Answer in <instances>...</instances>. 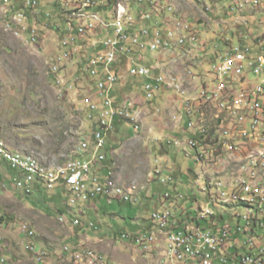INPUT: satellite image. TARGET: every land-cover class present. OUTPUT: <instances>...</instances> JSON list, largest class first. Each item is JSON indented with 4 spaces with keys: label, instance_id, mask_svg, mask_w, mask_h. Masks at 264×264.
<instances>
[{
    "label": "rangeland",
    "instance_id": "obj_1",
    "mask_svg": "<svg viewBox=\"0 0 264 264\" xmlns=\"http://www.w3.org/2000/svg\"><path fill=\"white\" fill-rule=\"evenodd\" d=\"M59 1L52 2L54 6L50 3L45 10L42 8L43 12L39 14L40 16L27 11L26 15L29 17L26 22L28 20L29 30L35 28L37 31L38 38L35 44L28 42L27 33L17 38L5 30L7 23H13L22 5L16 1L8 7L9 4L0 1V81L3 89V94L0 96V138L13 150L24 154H34L41 161L50 162L52 165L63 164L71 158H91L86 155L88 153H80L78 150L81 141L89 139L93 130V125L87 120L80 100L83 95H95L94 82L87 76L85 60L92 54L89 49L92 41L100 39L96 36L100 33L99 28L95 35L89 33L81 38V49L69 52V59L60 69L61 75H64L70 84L74 83L80 94L77 95L71 91L66 97L60 96L57 85L52 81L54 77L51 68L59 65L57 56L61 51L60 40L64 36L65 26L74 20L72 17L74 8L68 3L69 0ZM228 1L161 0L160 5L166 10L164 17L189 21L194 27L198 41L194 47L189 43L185 50L170 51L175 53L174 58L167 57L166 64L159 66L157 72H163L168 77L180 78L185 81L186 87L194 89L208 78L209 62L213 57L211 52L217 43V40L213 39L214 35L219 40H226L229 32L238 33L248 30H252L253 34L258 32L255 31L258 29L256 24L264 18V12L261 11L264 3L258 5V8H255L257 10L238 13L235 17L240 20H237L236 24L234 19L226 22L225 8L227 6L224 3ZM168 9H171V12ZM154 11L151 9V12L154 13ZM44 12L49 13L50 16L44 18ZM247 17L250 19L254 17V19L251 21L248 19L249 22L242 20ZM79 25L78 22V27ZM261 34L264 33L260 32ZM257 37L258 35L254 36L255 44H257ZM234 43L239 44V41L236 40ZM121 60L122 58L115 68L119 80L112 95L116 99L117 107H122L127 100L134 104L132 110L139 109L142 112L139 122L140 130L134 131L133 124L128 118L117 122L108 137V148L105 151L107 158L103 168L104 170L106 167L109 168L108 171L112 172L110 174H113V180L116 185L118 184L117 186L138 187L136 189L138 202L133 205L118 202L109 205L102 201V204L98 206L99 211H89L88 214H84L83 205L75 209L68 208L69 197L62 188L59 192L42 190L36 192L35 196L24 197L11 182L14 171L1 166L0 264H37L28 248L29 245L34 244L29 243L25 248V244L29 242L22 232L25 225L35 232L32 242H36L42 250L47 252V257L46 253L44 256V264H73L71 254H64L61 248L68 245L73 253L80 251L81 247L76 244L77 233H84L86 230L84 227L79 232L58 220L60 216L70 214L71 217H79L82 224L86 225L88 236L93 241L94 239L97 241L95 244H85L82 248L99 253L107 264H154L158 261V257L152 259L144 256L140 246L138 249L118 238V234L122 232L150 230L148 227L151 224L150 218L156 210H160L156 204H151L153 195L161 201L164 193L170 192L176 220L180 218L178 214L181 209L194 210L197 202L215 211L210 198L211 193L218 188L216 181H221L227 186L229 179L234 177L232 168L234 167L235 172L237 171L240 165L238 161L242 160L243 156L238 155V158L229 159L228 162L226 160L225 165L220 164L219 170L227 168V172L217 173L216 176L214 166L204 164L198 167L193 164V159L197 161V152H189V155L184 156L175 148L168 147L166 142L164 144L163 141L171 138L174 140V136L177 137L182 132H177L178 118L181 114L178 97L173 96L172 92H166L156 98V102H146L141 97L142 91L139 90L137 82L133 78H128L126 62ZM149 60L151 58L147 55L148 66L156 65ZM123 83L125 86H122ZM93 102L99 101L90 97L83 99L85 106H90ZM242 114L245 113L241 112L237 116ZM226 119L228 115L224 114L223 120ZM217 121L211 129L215 126L220 132L210 129L209 138L212 140H220L224 134L222 127L216 125ZM178 138L183 139V137ZM226 146L220 145V158H228ZM203 156L205 158L197 162L209 163V156L204 153ZM163 159L166 164L162 162ZM157 161L159 164L156 163ZM157 165L161 167L165 175L170 174L174 177L175 184L162 185L158 182L156 174H154L156 180H151ZM207 192L209 197L205 196ZM223 208V205L217 204L218 211L221 209V219L229 220L232 215L239 216L247 213L244 208H237L235 211ZM215 213L218 215L217 212ZM89 224H94L99 229L89 228ZM141 225L145 229L140 228ZM110 232L111 235L108 236L107 233ZM141 249L146 251L144 248ZM4 258L6 263L2 262ZM161 264L170 263L164 256Z\"/></svg>",
    "mask_w": 264,
    "mask_h": 264
},
{
    "label": "built area",
    "instance_id": "obj_2",
    "mask_svg": "<svg viewBox=\"0 0 264 264\" xmlns=\"http://www.w3.org/2000/svg\"><path fill=\"white\" fill-rule=\"evenodd\" d=\"M9 1V0H7ZM23 7H36L37 0H32L31 6H24V0H19ZM237 1V0H231ZM141 10L133 12V0L127 8H114V0H85L79 3L83 5V11H97L109 15V35L111 43L100 41L102 49L87 64V73L96 80L100 91L109 92V103H101L99 116L103 122L102 132L104 142L98 149V155L93 161L65 162L67 170L66 187L72 195V203H84V196H91V200L104 197L109 203L118 200L125 203L133 202L129 188L116 189V182L111 178L103 180L100 169H93V164H101L105 159L101 153L105 147L106 136L113 126L115 118H128L135 124V130L140 129L139 119L142 112L139 109L132 110L134 104L125 101L118 108L111 93L116 86L118 75L113 72L112 66L117 62L119 55L139 53L140 61L146 60L143 52L155 55L164 52V44H167V36H174L173 49H184L190 43L194 47L198 38L194 27L187 20H172L164 17L166 10L160 5L161 0H136ZM247 2V3H246ZM264 0H244L243 4L232 7V11L242 10L243 7L255 9ZM161 8V9H160ZM154 9V13L151 12ZM171 12V9H168ZM26 19H19L18 26L25 30ZM166 19V20H165ZM166 23V26H165ZM263 27V19L257 23ZM96 29L93 25L85 24V27L68 28V35L61 40L64 57H69L70 50L76 44L77 39L92 33ZM264 31V30H263ZM260 35V33L256 34ZM252 40L254 41V36ZM33 41L35 37L33 36ZM97 44H95L96 46ZM226 46H215L212 53V61L209 62L208 78L194 89L183 83H176V78L167 77L163 73L154 74V70H146V65L135 64L130 68L129 75L134 78H142V91L146 101H152L163 91H172L180 101L181 115L179 123L186 124L187 137L185 142L175 140L174 145L183 147L182 153L186 156L189 152H204L209 156V163H198L214 166V174L217 176L219 165L226 160L238 158L255 151V144L264 145V43L249 45L240 41L239 44L226 41ZM60 69H53L59 71ZM224 102H231V109H224ZM240 103H249V112L242 116H235V109ZM87 109L89 106H86ZM224 114H231L230 123H225V132L220 140L209 138V131L217 121L223 119ZM252 131H263V139H253ZM200 136H203L200 139ZM85 142L81 144L84 145ZM220 145L229 148L228 158L219 157ZM12 169L16 172H25V179H15L16 188L24 192H33L36 188L33 181L29 180L27 163L15 165L11 159ZM260 162V171H253V164L249 170H238L234 177L229 179L226 185H233V192H225V185L216 188L211 193V199L216 195L242 196L243 198L264 200V154ZM39 169V167H38ZM45 171V170H44ZM173 182L171 176L163 178V185ZM102 184V196H94V185ZM206 208L197 202L194 210H184L180 221L173 222L172 213H167L160 228H175L177 237L166 239L165 242L172 245V258L178 256V242L188 241L186 236V224H197V237L195 245H192L194 262L204 264V260H212L213 264H264V220H256L255 214L239 215L238 223H229L228 219H220L218 224L201 225L202 210ZM154 216V214H153ZM152 216V222H153ZM77 226L79 220H74ZM30 237L33 236L28 228L24 227ZM124 239H130L129 235H123ZM134 244H144L149 240V233H140L132 238ZM68 250V248L66 249ZM85 255V253H79ZM78 258V257H77ZM6 263V259H4ZM89 264H107L103 257L89 259ZM171 264V261H170Z\"/></svg>",
    "mask_w": 264,
    "mask_h": 264
},
{
    "label": "bare ground",
    "instance_id": "obj_3",
    "mask_svg": "<svg viewBox=\"0 0 264 264\" xmlns=\"http://www.w3.org/2000/svg\"><path fill=\"white\" fill-rule=\"evenodd\" d=\"M1 1V0H0ZM7 4L9 1L3 0ZM262 4V3H260ZM32 0H24V6H31ZM131 6V0H114V8H127ZM9 7V6H8ZM78 9L74 13V16L77 17L79 20V27H85V24H90L95 27V29L103 28L104 30L109 31V15L102 12L97 11H83V5H78ZM25 9H31L33 7H24ZM10 10V9H9ZM7 13V11H6ZM18 13V12H17ZM72 13V14H73ZM16 14V13H15ZM32 14V13H31ZM29 15V14H28ZM29 17V16H28ZM73 17V16H72ZM26 16L23 13H20L16 16L15 20L17 22V25L19 24V19H25ZM30 21V20H29ZM69 22V21H68ZM67 22V23H68ZM264 25V23H263ZM71 25L69 28H72ZM10 28V27H8ZM106 31V32H107ZM21 33L20 31H16L15 35L19 36ZM103 43H111V36H107L102 40ZM264 38H260L257 40V44H263ZM61 45V44H60ZM171 45H174V36H167V44H164V52H170L171 51ZM62 47V45H61ZM63 49V47H62ZM63 55V52H62ZM68 57H64V59H67ZM53 69H60L59 65H55ZM146 70H153L152 68H149L146 66ZM54 73L58 71H53ZM58 84H63L64 81L60 79L57 81ZM176 83H183V80L180 78H176ZM105 97V98H103ZM103 98V99H102ZM100 100L101 103H109V92L108 91H100ZM89 106V105H88ZM91 115H97V128L93 133L94 136V155L95 157L98 155V149L101 147L102 142H104V133L102 132L103 129V122L101 120V117L99 116V110L100 109V101L98 103H92L88 107ZM224 109H231V102H224ZM245 113L247 114L249 112V103H240L238 109H235V116H237L239 113ZM228 119L223 120L220 119L217 122V126H221L222 130L225 132V123H230L231 121V114H227ZM221 129V128H220ZM211 130H217L218 127H215ZM220 132V131H218ZM252 138L253 139H263V131H252ZM90 149V145L88 142H85L83 146H81L82 151H88ZM225 151L229 154V148L228 146L225 147ZM204 152H197V161L199 162L201 159L203 160L205 157L203 156ZM264 154V145L263 144H255V151H250L249 153H246L243 156V159L238 161L240 164L238 170H249V168L253 164V171H260V162H257L258 159H263ZM0 157L4 161H6L10 167L12 168V162L11 159H14L15 165H23L24 163H27V170H28V177L30 181H33V185H43V187L49 191L55 189L57 185L64 184L66 186L67 184V170H65V163L62 165H51L48 163H41L40 160L34 156H25L19 153H13L6 144L0 140ZM83 159L81 158H71L69 159V162H82ZM68 162V161H66ZM228 162V160H227ZM58 164V163H57ZM222 165H225L222 164ZM39 167V169H38ZM233 167V166H232ZM45 170V171H44ZM232 171L235 172L234 167L232 168ZM227 172V168H222L220 170H217L218 174H224ZM20 175L16 179H25V172H17ZM160 173V172H158ZM111 175V174H110ZM161 184H163V178L160 179ZM118 185V184H117ZM116 189H123L121 186H117ZM221 181H216V186L218 188L224 186ZM135 186V185H134ZM138 188V187H137ZM136 186L130 188V195L133 196V202L137 200V191ZM225 192H233V185H227L225 186ZM28 194L32 192H26ZM103 194V187L102 184H95L94 185V196H102ZM206 197H209V193L207 192L205 194ZM166 198H170L169 194H166ZM91 200V196H84V203ZM210 200L213 202L215 211L211 210L210 208H204L202 210V218L201 221L204 219H208L211 216H216L220 214L221 209L218 211L217 204H221L224 206L223 209H232L235 211L237 208H244L246 209L247 213L246 215L255 214L256 220H264V200L263 199H253V198H243L242 196H231L228 198L227 195H216L213 197V199L210 198ZM72 203V202H71ZM77 204V203H72ZM167 213H172L169 208H165L163 211H158L154 213L153 216V223L155 225H160L162 223V220L165 218ZM224 213V212H222ZM233 213V211H232ZM236 215V214H235ZM233 216V215H232ZM219 217V216H218ZM236 217L237 221L239 222V216H233ZM232 217V219H233ZM61 222H66V219L64 217L60 218ZM208 221V220H207ZM231 221V220H230ZM215 222V221H213ZM237 222V223H238ZM212 223V222H211ZM230 223V222H229ZM236 223V222H235ZM213 224V223H212ZM72 226H77L75 222L71 223ZM162 233L165 234L166 239H172L177 237V230L175 228H160L158 229ZM33 236L34 233L32 232ZM156 234L155 233H149V240H156ZM186 236L188 241L184 242H178L177 244V254L178 256H184V257H178V258H172V245L170 243L166 242L167 250L164 252V256L167 258V262L173 263V264H197V262H194V255L192 252V245H195V240L197 237V226L195 224H186ZM156 241H148L144 244H135L136 246H140L141 248H144L146 251L150 250L153 246L156 245ZM151 246V247H148ZM29 251L35 254L37 262L39 264L44 263V256L45 252L41 251L39 248H37L35 245H29ZM159 248V247H158ZM143 250V249H142ZM85 255H80L79 253L76 254L75 257V263L76 264H89V259H95L100 257L98 254H96L93 251H86L84 252ZM67 256V255H66ZM78 257V258H77ZM4 263V260L2 261ZM204 264H213L212 260H204Z\"/></svg>",
    "mask_w": 264,
    "mask_h": 264
},
{
    "label": "clouds",
    "instance_id": "obj_4",
    "mask_svg": "<svg viewBox=\"0 0 264 264\" xmlns=\"http://www.w3.org/2000/svg\"><path fill=\"white\" fill-rule=\"evenodd\" d=\"M2 2H4L3 0H1ZM19 2L21 5H22V9L21 10H19V12H18V14H20V13H23L25 16H26V18L28 19V17H27V15H26V13H27V11H31V13H34L37 9H39L40 8V0H37L38 1V5L36 6V7H34V8H31V9H25L24 7H23V4L21 3V1H19V0H9V7H11L12 5H13V2ZM59 0H52V2H55V3H57ZM63 1V0H62ZM82 1H85V0H69L68 1V3L71 5V7L72 8H74V13L77 11V9H78V5H79V3L80 2H82ZM136 0H133V2H135ZM60 2V1H59ZM53 6H54V4L53 3H51ZM39 7V8H38ZM33 11V12H32ZM74 13H73V17H74V20L73 21H70V23H68L67 24V26H65V33H64V36H63V38L62 39H64V37L65 36H67L69 33H68V28L72 25L74 28H76L77 26H78V19H77V17L76 16H74ZM17 14V13H16ZM17 14V15H18ZM16 15V16H17ZM16 16H15V18H16ZM49 17L50 15H49V13H45V17ZM15 18H14V20H13V23H7V25H6V27H5V30L6 31H9V32H11L15 37H17V38H19V37H21L23 34H25V33H27L28 35H29V39H28V42H30V43H32V44H35L36 43V41H37V38H38V36H37V31H36V29L35 28H31V30H29V25H28V20H27V22H26V24H25V27H26V29L25 30H23V31H21V33H20V35L19 36H16L15 35V32L16 31H20V30H22L18 25H17V22H16V20H15ZM8 27H10V28H8ZM61 27H63V26H61ZM60 27V28H61ZM99 29V28H98ZM101 30H104V29H102V28H100V31ZM107 31V30H106ZM63 32H64V30H63ZM105 32V31H104ZM108 32V34L106 35V36H104V38L105 37H107L111 32L110 31H107ZM97 33V29L94 31V32H92V33H90V34H96ZM87 34H89V33H87ZM86 34V35H87ZM86 35H84V36H86ZM33 36L35 37V41H33ZM84 36H82V37H84ZM82 37H79L78 39H77V42H76V44L73 46V50L75 51V50H77L78 48H82ZM104 38H102V39H99V41H95V43H93L92 44V46L91 47H89V49L91 50H94L93 48L95 47V44H97L96 45V47L97 46H99V50L96 52V53H92L91 55H89L88 57H87V60H85V62H86V68H87V64L89 63V61L91 60V59H93L94 58V56L95 55H97L98 53H99V51L102 49V47H101V45L100 44H98L100 41H102ZM61 39V40H62ZM61 40H60V42H61ZM61 44V43H60ZM78 45V47H76ZM223 45V44H222ZM215 46H219L220 48H224V47H221V45L220 44H216ZM214 46V47H215ZM60 48H61V51H60V54L57 56L58 58V61H59V67H60V69H61V67H62V65H63V63L65 62V61H67L68 59H69V57L67 58V59H60L61 58V56H62V52H63V49H62V47H61V45L59 46ZM214 47H213V49H214ZM70 51H72V50H70ZM95 52V51H94ZM143 54V56H145V58H146V60H144V61H140V57H139V53H137L136 51L134 52V53H132V54H121V55H119V58H118V60H117V62L112 66V70H113V72H115L117 75H118V73H117V70H115V68H116V66H117V64H119V60L122 58L123 59V55H126V56H135V58L133 59V60H131V64H129V69L127 70V76H128V78H133V79H136L137 81V84L139 85V86H141V90H142V84H143V82H144V79H142V78H134V77H130V75H129V70H130V68L134 65V63L135 64H144V65H146V66H148L147 64H146V61H147V54H145L144 52L142 53ZM154 56V55H153ZM130 59H132V58H130ZM149 68H152V69H154V67L153 66H148ZM53 68V67H52ZM52 68H51V72H52V75H53V83L55 84V85H57V87H58V94L60 95V96H65L66 97V95L69 93V92H71V91H74L77 95L78 94H80V92H79V90L75 87V84L74 83H69L68 82V80L66 79V77L64 76V75H61V71L59 70L58 72H56V73H54L53 72V70H52ZM157 71V69H155L154 70V72H156ZM157 73H163V72H157ZM156 73V74H157ZM164 74V73H163ZM87 76H88V78L91 80V81H93L94 82V86H95V95L93 94L92 96H90V95H83L82 97H81V100H80V104L82 105V107H83V109L85 110V112H86V117H87V120L93 125V130L91 131V135H90V138L89 139H86V140H83V141H81V143H80V145H79V152L80 153H88V154H86V155H88V156H91V158L90 159H86V158H84V157H81V159H83V160H90V161H93L94 160V158H95V155H94V149H93V144H94V136H93V133H94V131L96 130V128H97V124H98V121H97V115H91L90 114V112L88 111V109H87V107L83 104V99L85 98V97H90L91 99H93V100H95V101H100V98H98V96H97V93H98V87H97V84H96V80L95 79H93V78H91L90 76H89V74L87 73ZM168 77V76H167ZM58 79H63L64 81H65V83H64V85L62 84V85H58L57 84V81H58ZM140 79H142V83H139V80ZM118 80H119V76H118V78H117V82H116V85H117V83H118ZM116 87V86H115ZM115 89V88H114ZM114 89H113V91H114ZM113 91H112V93H111V97H113ZM166 92H168V93H170V92H172V91H163L161 94H164V93H166ZM172 93H174V92H172ZM2 94H3V89H2V85H1V81H0V96H2ZM160 94V95H161ZM160 95H158L157 97H159ZM175 95V94H174ZM142 97H143V99H144V95H143V91H142ZM156 97V98H157ZM114 98V97H113ZM155 98V99H156ZM155 99H153L152 101H146L145 99V101L146 102H153ZM114 101L116 102V99H114ZM118 108H120V107H118ZM181 115V114H180ZM125 118V117H124ZM124 118H122V117H117V118H115V120H114V122H113V126H112V129L110 130V132L108 133V135L106 136V140H105V147L102 149V151H101V153L102 154H104V156H105V159L102 161V163L101 164H93V169H100V176H101V178L103 179V180H105L106 178H111L112 180H113V174L112 175H110V173H112V172H110V171H108V169L109 168H105V170H104V168H103V164H104V162H105V160H106V158H107V154H106V149L108 148L107 147V141H108V137H109V135L111 134V132L114 130V128H115V125L117 124V122L118 121H121V120H124ZM130 120V119H129ZM131 121V120H130ZM132 122V121H131ZM139 122H140V119H139ZM133 124V130L134 131H136V132H139V130H135V124L134 123H132ZM182 124L185 126V128H183L182 129V132L184 133V135H183V139H180V138H178V137H174V140H173V138H171V139H169V140H166L165 142H166V144H167V146L168 147H170V148H175L178 152H180V153H182V149H183V147H178V146H175L174 145V142H175V140H178L179 139V141H182L183 143L185 142V139H186V137H187V133H186V124H185V122L184 123H179V120H178V128L180 127L181 128V126H182ZM140 125V124H139ZM130 130V129H129ZM177 138V139H176ZM0 140L1 141H3L5 144H6V146L13 152V153H19V154H23V155H33V156H35L34 154H31V153H27V154H24V153H21V152H18V151H15V150H13L12 148H10L9 146H8V144L2 139V138H0ZM83 142H88L89 143V145H90V149L88 150V151H82L81 150V144L83 143ZM185 156V155H184ZM36 158H38L37 156H35ZM80 158V157H79ZM39 160H40V162L41 163H48V164H50V162H43V161H41V159L40 158H38ZM0 160L1 161H3V163H5V165H4V167H7L8 169H11L12 171H14L11 167H10V165L6 162V161H4L3 159H2V157H0ZM68 161V160H67ZM162 161V160H161ZM66 162V161H65ZM64 162V163H65ZM162 162H164V159H163V161ZM63 163V164H64ZM157 164H159V162L157 161L156 162ZM52 165V164H51ZM58 165H62V164H58ZM158 171H160V173H158ZM154 174H156V177H158V182H160V179L161 178H163V177H167V176H171L172 178H173V182H171V183H169V184H175V179H174V177L172 176V175H165L164 174V171L161 169V167H159V165H157V167L154 169V173H152V175H151V180H156L155 179V177H154ZM20 174L19 173H17L16 171H14V176H13V178H12V180H11V182L13 183V186L15 187V189L16 190H18L22 195H24V197H29V196H35L36 195V192L38 193V192H40V191H42V190H44V191H46V192H53V191H60L59 189H64V191L67 193V196L69 197V207L68 208H73V209H75V208H77L78 206H82V205H88V204H91V203H94V202H96L97 200H101V201H105L107 204H109V205H112V204H114L115 202H118V203H122V204H124L125 202H121V201H118V200H115V201H113V202H111V203H109L108 201H107V199H105L104 197H98V198H95V199H92V200H90V201H88V202H86V203H77V204H72L71 203V198H72V195H71V193L69 192V190L67 189V187L64 185V184H59V185H57V187L55 188V189H53V190H51V191H49V190H47V189H45L44 187H43V185H41V186H36V188H35V190L32 192V193H30V194H28V193H26V192H24V191H22V190H20V189H18V188H16V186H15V179L16 178H18V176H19ZM161 183V182H160ZM163 185V184H162ZM166 185H168V184H166ZM4 186H5V184H4ZM166 194H169L170 195V198H166ZM161 195V194H160ZM66 196V197H67ZM31 198V197H30ZM137 198V197H136ZM138 200L139 199H137L136 201H134V202H131V203H125V204H130V205H133V204H135V203H137L138 202ZM171 200H172V197H171V194H170V192H166V193H164V195L162 196V199H161V201H160V203H161V208H160V210L159 211H163L165 208H169L170 210H171V212H172V215H173V222L174 221H180L181 220V218L183 217V211L185 210V209H181L180 210V212H179V207H178V212H179V216H180V218L178 219V220H176L175 219V214H174V212H173V204H171ZM155 212H158V210H156ZM154 212V213H155ZM153 213V214H154ZM153 214H152V216H153ZM71 215V214H70ZM70 215H62V216H60L59 217V221H60V218L61 217H64L65 219H66V222L64 223V222H62V223H64L65 225H67V226H69L71 229H77L78 227H80V226H83V227H85L86 228V225L84 226L83 224H82V221L79 219V217H75V216H73V217H71ZM152 216H151V218H150V222H151V224H150V230L148 229V230H146V232H132V233H125V232H122V233H117L118 235H119V239H121V241H125V242H127V243H131L132 245H135L134 244V242H133V240H132V238L135 236V235H137V234H140V233H155L156 235H157V244L156 245H159L160 243V240H159V238L160 237H163L164 239H165V241H166V236H165V234L164 233H162L161 231H159L158 229H157V227L155 226V224L152 222ZM74 220H79L80 221V224L78 225V226H72L71 225V223L74 221ZM26 227H28V225H25ZM25 226H23V229H24V227ZM91 227H93L94 228V230H98L99 228L98 227H96L94 224H89V228H91ZM85 228H84V230H85ZM23 229H22V232H23V234L28 238V240H29V242H27L26 244H25V248H26V246H27V244H29V243H32V244H34L37 248H39L41 251H43V252H45L46 253V257H47V252L46 251H44V250H42L37 244H36V242H32V240L35 238V232L30 228V227H28V231H33L34 232V236H32V237H30L29 236V234L27 233V231L25 232V231H23ZM78 231V230H77ZM80 232V231H79ZM123 235H129L131 238L130 239H124L123 238ZM136 246V245H135ZM68 248V250H66ZM136 248H138L139 249V247L138 246H136ZM27 250V249H26ZM61 250H62V252L64 253V254H71V256H72V260H73V262H74V264H76L75 263V257H76V254H78V253H84V252H86V251H91V250H85V248L84 249H81L80 251H78V252H76V253H73L72 252V249L68 246V245H66V246H64L63 248H61ZM140 250H141V248H140ZM28 251V250H27ZM29 252V251H28ZM29 253H31L32 255H33V257H34V259H35V261H36V263L37 264H39L38 262H37V260H36V257H35V254H33L32 252H29ZM96 254H98L99 256H101V257H103L102 255H100L99 253H96ZM46 257H45V259H46ZM104 258V257H103ZM3 259V258H2ZM5 259V258H4ZM44 263H45V261H44ZM44 263H42V264H44Z\"/></svg>",
    "mask_w": 264,
    "mask_h": 264
},
{
    "label": "crops",
    "instance_id": "obj_5",
    "mask_svg": "<svg viewBox=\"0 0 264 264\" xmlns=\"http://www.w3.org/2000/svg\"><path fill=\"white\" fill-rule=\"evenodd\" d=\"M222 1V0H221ZM227 1V0H226ZM243 1L244 0H237V1H231V0H229L228 1V3H224L226 6H224V7H226L225 8V11H226V15H227V17H226V22L227 21H230V20H233L234 19V22L237 24V20H240L238 17H235L238 13H240V12H247V11H253V10H257V9H252V8H250V7H243V9L242 10H239V11H236V12H234V11H232V7H236L237 5H242L243 4ZM50 3H52V1L51 0H44L43 2H41L40 1V8L39 9H37L36 10V12H34L33 14L36 16V15H38V16H40L39 14L41 13V12H43L42 11V8H44V10H45V8H46V6L47 7H49V4ZM247 3V2H246ZM263 4V3H262ZM261 4V5H262ZM68 5V4H67ZM69 6V5H68ZM130 7V6H129ZM261 7H264V5H262ZM133 12L134 13H136V11H138V10H141V8L140 7H138V5L136 4V2H133ZM256 8H258V7H256ZM260 8V7H259ZM261 11L262 12H264V8H261ZM47 14V13H46ZM43 17L45 18V12H44V15H43ZM248 19H250V17H247V18H245V19H242V20H247L248 21ZM254 19V17L252 18V19H250L249 21H251V20H253ZM262 19H264V18H262ZM248 21V22H249ZM245 24H247L246 22H245ZM255 24V23H254ZM257 25V24H256ZM220 26V25H219ZM257 28L258 29H256L255 31H258V32H255V34H253L251 31L252 30H248V31H244V32H238V33H236V32H234V33H228V35L226 36L227 37V39L226 40H224V39H218V38H216L215 37V35L213 36V39H214V41H216L217 40V43L216 44H220L221 45V47H223V45H225L226 44V41H230V43H234L236 40H238L239 42L240 41H242V42H246V43H248L249 45H253L254 46V41L252 40V35H256V34H258V33H260V32H263L264 33V29H262L261 27H259L258 25H257ZM260 28V29H259ZM105 31V32H104ZM108 34V32H106V30H101L100 31V33L98 34L97 33V37H99L100 39H102V38H104V36H106ZM93 36V35H92ZM108 36H110V35H108ZM260 38H264V34H261V35H258V37H257V40L258 39H260ZM95 41H99V39H97V40H93L92 41V43H91V45L93 44V43H95ZM223 44V45H222ZM90 45V44H89ZM88 45V46H89ZM94 50H92L91 49V52L92 53H96L100 48H99V46H95L94 48H93ZM95 51V52H94ZM175 51H177V49L175 50ZM145 54H147V55H149L150 56V58H151V60H149L151 63L152 62H155L156 63V65L154 64L153 65V67H154V69H157V68H159V66H161V65H163V64H166V58L168 57V58H174V54L175 53H173V52H168V53H163V52H159V53H157V54H155L154 56L152 55V54H150L149 52H144ZM124 57H123V59L121 60L122 62L123 61H125L126 62V65H125V69L126 70H128L129 69V64H131V60H133L134 58H135V56H126V55H123ZM130 58H132V59H130ZM116 68H117V66H116ZM159 70V69H158ZM157 73V71L156 72H154V74H156ZM134 81L136 82L137 80L136 79H134ZM139 83H142V79H140L139 80ZM122 86H125V83H123V85ZM139 90H141V86H139ZM142 91V90H141ZM165 94V93H164ZM161 95H163V94H161ZM173 96H176V95H173ZM142 97V96H141ZM143 98V97H142ZM158 98V97H157ZM154 102H156L155 100L152 102V103H154ZM177 132L178 133H180L182 130H181V128L179 127L178 128V124H177ZM183 135H184V133L183 132H181L180 133V135L179 136H177V137H183ZM174 137H176V136H174ZM165 141H163V143H164ZM165 144V143H164ZM164 163L166 164V161H165V159H164ZM4 165H5V163H3V161H1L0 160V167L1 166H3L4 167ZM167 168H168V166H166ZM153 190V189H152ZM150 191H151V189H150ZM149 191H147V193H148ZM151 196H152V194H151ZM152 199V198H151ZM156 200V201H155ZM160 199H158V197H154V195H153V199L151 200V204H156L158 207H162L161 206V203H160V201H159ZM100 204H102V201H99V200H97L96 202H94V203H91V204H88V205H83L84 206V214H88V212L89 211H99V208H98V206L100 205ZM157 206H156V208H157ZM89 208V209H88ZM111 215H116V214H111ZM205 225V224H204ZM148 227H150V225L148 226ZM140 228H142V229H145V227L143 226V225H141L140 226ZM86 230V232H84V233H77L78 235H77V240L78 241H76V244H78V246L79 247H81V249H84V248H82V247H84V245L86 244V245H90V244H92V243H94L95 244V242H97V241H95L96 239H94V241H93V239H91L89 236H88V233H87V229H85ZM82 232V231H81ZM112 232V231H111ZM111 232L110 233H107L108 234V236L109 235H111ZM106 234V233H105ZM159 240H160V244L158 245V246H153L150 250H148V251H144V250H142L141 249V252H143L144 253V256H148V257H151L152 259L153 258H156V257H158V261L157 262H155L156 264H161V260L163 259V257H164V252H165V249H166V242H165V239L163 238V237H160L159 238ZM127 244V243H126ZM129 244H131V243H129ZM132 245V244H131ZM134 247H136L135 245H133ZM159 247V248H158ZM72 263L74 264V262L72 261ZM154 263V264H155Z\"/></svg>",
    "mask_w": 264,
    "mask_h": 264
},
{
    "label": "trees",
    "instance_id": "obj_6",
    "mask_svg": "<svg viewBox=\"0 0 264 264\" xmlns=\"http://www.w3.org/2000/svg\"><path fill=\"white\" fill-rule=\"evenodd\" d=\"M183 128H185V126L182 124V126H181V130L183 129ZM203 138V136H200V139H202ZM194 165H195V163H193ZM196 166V165H195ZM39 186H41V185H39ZM102 200V199H101ZM100 200V201H101ZM60 212H62V213H65V212H63V211H61L60 210ZM219 216V217H218ZM232 217L233 216H231V218L229 219V222L230 223H237L238 221H237V219H236V217H233V219H232ZM219 218L221 219V215L219 214V215H216V216H211V217H209L208 219H203L202 221H201V225H210V222H212L213 224H218V222H219ZM225 219V218H224ZM208 220V221H207ZM231 220V221H230ZM213 221H215V222H213ZM211 223V224H212ZM195 226H197V224H195ZM84 227L83 226H80V227H78L77 228V230L78 231H80V230H82Z\"/></svg>",
    "mask_w": 264,
    "mask_h": 264
}]
</instances>
